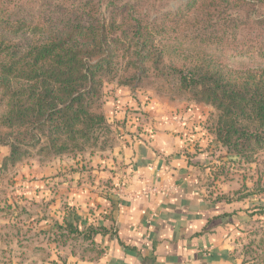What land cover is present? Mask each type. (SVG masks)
<instances>
[{"label":"rangeland","instance_id":"1","mask_svg":"<svg viewBox=\"0 0 264 264\" xmlns=\"http://www.w3.org/2000/svg\"><path fill=\"white\" fill-rule=\"evenodd\" d=\"M6 1L19 15L40 21H55L86 8L90 13L100 10L107 17L110 11L120 8L149 27L156 49H164L165 53H158L152 60L158 61L157 64L153 65L152 61L146 64L147 72L138 78L139 72L127 66L134 59L133 51H122L115 76L105 80V102L114 101L120 84L131 81L125 88L137 101H153L173 112L201 105L215 123L217 111L197 103L192 90L181 86L175 68L186 71L192 67L189 54L198 52L231 66H264V58L254 52L260 48L264 51V28L251 22L234 30L243 55L232 56V52H223L220 46L206 43L210 38L221 37L223 32L205 23L204 7L208 4L204 0ZM261 6H255L254 17L264 12V2ZM117 22L129 25L125 16H120ZM132 36L123 38L129 41ZM28 41L13 38L21 46H26ZM245 43L254 49L244 47ZM172 46L181 52H175ZM109 125L97 147L59 157L32 150L30 157L14 166H4L10 148L0 139V264H67L72 256L100 255L101 249L88 227L102 225L108 217L106 211L110 210L104 200L114 196L112 174L120 166L121 140L117 129ZM211 156L197 172L203 194L214 202H238V210L225 216L224 227L230 231L242 264H264V151H256L246 159L228 154L215 143ZM68 223L79 227L81 232L72 233Z\"/></svg>","mask_w":264,"mask_h":264},{"label":"trees","instance_id":"2","mask_svg":"<svg viewBox=\"0 0 264 264\" xmlns=\"http://www.w3.org/2000/svg\"><path fill=\"white\" fill-rule=\"evenodd\" d=\"M204 1L208 4L205 23L223 32L206 43L232 56L243 55L234 30L250 22L264 28V12L253 16L255 6L262 7L264 0ZM85 10L40 21L19 15L0 0V139L10 148L5 167L27 159L32 150L59 157L97 147L110 127L103 88L106 78L116 74L119 54L133 51L134 59L127 66L136 69L140 78L147 72L146 64L165 53L156 49L149 27L129 11L117 8L106 17L100 10ZM120 16L129 25L117 22ZM128 34H133L129 41L123 38ZM13 38L29 41L21 46ZM254 52L264 58L261 48ZM189 56L192 67L175 68V72L198 104L217 111V121L208 117L206 122L215 142L228 154L246 159L264 151V66H231L199 52ZM130 85L131 81H125L120 87ZM68 224L72 233L81 232ZM88 228L94 238L108 233L103 225Z\"/></svg>","mask_w":264,"mask_h":264},{"label":"crops","instance_id":"3","mask_svg":"<svg viewBox=\"0 0 264 264\" xmlns=\"http://www.w3.org/2000/svg\"><path fill=\"white\" fill-rule=\"evenodd\" d=\"M105 110L121 140L108 233L95 237L100 255L67 264H242L224 227L238 202L205 197L197 173L216 143L204 107L173 112L120 87Z\"/></svg>","mask_w":264,"mask_h":264}]
</instances>
